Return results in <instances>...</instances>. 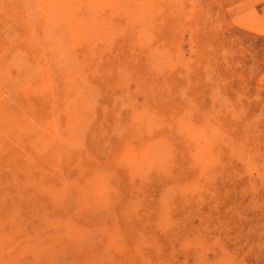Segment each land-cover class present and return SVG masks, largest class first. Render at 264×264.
<instances>
[{
  "label": "rangeland",
  "instance_id": "1",
  "mask_svg": "<svg viewBox=\"0 0 264 264\" xmlns=\"http://www.w3.org/2000/svg\"><path fill=\"white\" fill-rule=\"evenodd\" d=\"M26 1L0 0V264H264V0Z\"/></svg>",
  "mask_w": 264,
  "mask_h": 264
},
{
  "label": "bare ground",
  "instance_id": "2",
  "mask_svg": "<svg viewBox=\"0 0 264 264\" xmlns=\"http://www.w3.org/2000/svg\"><path fill=\"white\" fill-rule=\"evenodd\" d=\"M2 1V0H1ZM29 1V0H28ZM36 1V3L38 4V5H41V8H42V6H43V16L46 18V20H48L50 23H51V25H56V24H58L60 21H62L63 20V18L64 17H61V15H62V12L63 11H65V7H66V1L65 0H35ZM25 2H27L26 0H25ZM68 2V1H67ZM260 3H262L261 1H259V4ZM168 4V3H167ZM166 4V5H167ZM30 5V4H29ZM20 6V5H19ZM70 6V5H69ZM68 6V7H69ZM29 8H32V7H29ZM40 8V9H41ZM144 8V7H143ZM22 10H25V11H28V5L27 4H25L23 7H22ZM21 10V11H22ZM61 12V13H60ZM32 13V12H31ZM93 12H91V14H92ZM27 14V13H26ZM29 14V13H28ZM259 14V13H258ZM93 15V14H92ZM5 16H7L6 14H5ZM29 16V15H28ZM131 17V16H130ZM14 19V18H13ZM79 20V19H78ZM164 20V19H163ZM37 21V20H36ZM147 22V21H146ZM247 22H248V20H247ZM222 23V22H221ZM37 24V23H36ZM69 24H70V26L73 28V26L74 25H78L77 23H74V20H72V19H70L69 20ZM264 24V23H263ZM256 25V24H255ZM261 26V25H260ZM90 28V27H89ZM219 28V27H218ZM26 29V28H25ZM76 29H78V27L77 28H75V30ZM4 31V30H3ZM261 31H263L262 29H261ZM260 31V32H261ZM69 32V31H68ZM258 32V31H257ZM259 33V32H258ZM75 34H79L78 33V31L75 33ZM47 36V35H46ZM175 36V35H174ZM11 37V36H10ZM14 37V36H13ZM52 37V36H51ZM89 37V36H88ZM36 39H37V37H36ZM140 39H141V37H140ZM139 39V40H140ZM39 40H40V38H39ZM54 41H57V42H59L58 41V39L56 38V39H53ZM91 40V39H90ZM41 41V40H40ZM92 41V40H91ZM140 41H142V40H140ZM139 41V42H140ZM35 42V41H34ZM84 43H85V41H83ZM143 42V41H142ZM41 43V42H40ZM40 43H39V45H40ZM78 43V42H77ZM96 43V42H95ZM89 44V43H88ZM91 45V44H90ZM24 46V45H23ZM29 46V45H28ZM44 46V45H43ZM73 47H74V45H73ZM136 47V46H135ZM7 48V47H6ZM42 48V47H41ZM10 49V48H9ZM16 50V49H15ZM19 50V49H18ZM18 50H16V51H18ZM12 51V50H11ZM93 51V50H92ZM44 54V53H43ZM45 55V54H44ZM133 55V54H132ZM131 55V56H132ZM147 56V55H146ZM21 57H22V55H21ZM40 57H41V54H40ZM44 57H46V56H44ZM53 57V56H52ZM78 57V56H77ZM156 57V56H155ZM15 58V57H14ZM2 59V58H1ZM41 59V58H40ZM46 59V58H45ZM56 59V58H55ZM39 60V59H38ZM60 60V59H59ZM40 61V60H39ZM5 62V61H4ZM11 62H13L12 60L10 61H8V62H6V65H11ZM47 62V61H46ZM59 62V61H58ZM14 63V62H13ZM17 63V62H16ZM44 63V62H43ZM84 63V62H83ZM47 64V63H46ZM97 64V63H96ZM0 65H2V64H0ZM20 65V64H19ZM86 65V64H85ZM24 66H27V65H24ZM44 66V65H43ZM48 66V65H47ZM61 67H63V66H61ZM35 68V67H34ZM42 68V67H41ZM57 68V67H56ZM1 69V68H0ZM47 69V68H46ZM58 69V68H57ZM70 69V68H69ZM99 69V68H98ZM28 70V69H27ZM40 71H42V70H40ZM9 73V72H8ZM50 75L52 76V74L50 73ZM65 75V74H64ZM13 76V75H12ZM28 76V75H27ZM44 77V76H43ZM50 83V82H49ZM53 83V82H52ZM27 84H29V87H31V84L30 83H27ZM27 84H26V86H27ZM123 84H125V83H123ZM169 84V83H168ZM22 87V86H21ZM25 87V86H24ZM16 88V87H15ZM23 88V87H22ZM1 90H2V88H1V85H0V92H1ZM48 91H50V89L48 90ZM52 93V92H51ZM60 93V92H59ZM56 94V93H55ZM54 94V95H55ZM42 95V94H41ZM10 96V95H9ZM79 97V96H78ZM10 98V97H9ZM86 98V97H85ZM8 99V98H7ZM4 101V100H3ZM6 101V100H5ZM92 101V100H91ZM95 101V100H94ZM90 102V101H89ZM12 103V102H11ZM93 103V102H92ZM94 104V103H93ZM7 106V105H6ZM228 106V105H227ZM238 106V105H237ZM11 107V106H10ZM24 107V106H23ZM57 108V107H56ZM155 110V109H154ZM54 111V110H53ZM58 111V110H57ZM83 111V110H82ZM53 113V112H52ZM73 113V112H72ZM168 113H170V112H168ZM75 117L76 116H74V115H72L71 116V118H72V120H74L75 119ZM11 119V117H10V115L9 114H7V111H6V108L0 103V124H2V122H3V120H5V119ZM151 119V118H150ZM159 119V118H158ZM21 120V119H20ZM149 120V119H148ZM240 120V119H239ZM54 121V120H53ZM55 122V121H54ZM19 123H22L21 124V129H26V130H28V129H30V125L28 124V122H20L19 121ZM18 123V124H19ZM43 125V124H42ZM56 125V124H55ZM138 125V124H137ZM57 126V125H56ZM214 126H216V125H214ZM144 127V126H143ZM210 127V126H209ZM55 128H57V127H54V129ZM59 128V127H58ZM5 129V128H4ZM94 129V128H93ZM214 129V128H213ZM51 130V129H50ZM52 131V130H51ZM147 131V130H146ZM43 132V131H42ZM225 135V134H224ZM55 136H56V134H55ZM59 136V135H58ZM57 136V137H58ZM139 136V135H138ZM60 137V136H59ZM172 139V138H171ZM23 140V139H22ZM173 140V139H172ZM80 143V142H79ZM61 144H62V142H61ZM65 144V143H64ZM64 144H62V145H64ZM112 144V143H111ZM226 144V143H225ZM12 147V146H11ZM58 147H59V145H58ZM76 147V146H75ZM210 147V146H209ZM73 149V148H72ZM2 150V149H1ZM76 150V149H75ZM85 150V149H84ZM196 150V149H195ZM211 150V149H210ZM87 151V150H86ZM77 152V151H76ZM78 153V152H77ZM160 154V153H159ZM93 157V156H92ZM21 159V158H20ZM52 159V158H51ZM17 160V159H16ZM89 160V159H88ZM93 160V159H92ZM125 160V159H124ZM171 160V159H170ZM198 160V159H197ZM70 161V160H69ZM96 161V160H95ZM164 161V160H163ZM162 162V161H161ZM160 162V163H161ZM176 162H178V161H176ZM31 163V162H30ZM34 164V163H33ZM44 164V163H43ZM35 165V164H34ZM90 165V164H89ZM28 166V165H27ZM83 166V165H82ZM35 167V166H34ZM39 167V166H38ZM87 167V166H86ZM42 168V167H41ZM246 168V167H245ZM22 169V168H21ZM80 169V168H79ZM235 169V168H234ZM28 170V169H27ZM236 170V169H235ZM165 172V171H164ZM105 176V175H104ZM96 180V179H95ZM104 180H105V178H104ZM107 181H109V180H107ZM58 182V181H57ZM94 184H95V182H94ZM130 185V184H129ZM94 186V185H93ZM104 186V185H103ZM120 186V185H119ZM121 187V186H120ZM123 187V186H122ZM128 187V186H127ZM81 188V187H80ZM125 188V187H124ZM108 189V188H107ZM85 190V189H84ZM141 191V190H140ZM149 191V190H148ZM32 192H33V190H32ZM31 192V193H32ZM180 192V191H179ZM80 194H82V193H80ZM57 195V194H56ZM78 195V194H77ZM85 195V194H84ZM163 196V195H162ZM165 196V195H164ZM260 196H262V194L260 195ZM190 200V199H189ZM16 201V200H15ZM168 201V200H167ZM175 202V201H174ZM186 205H187V203H186ZM196 206V205H195ZM232 206V205H231ZM90 207V206H89ZM107 207V206H106ZM91 208V207H90ZM122 208V207H121ZM200 208V207H199ZM170 209V208H169ZM193 209V208H192ZM90 211V210H89ZM139 212V211H138ZM38 213V212H37ZM84 214V213H83ZM197 214V213H196ZM171 215V214H170ZM206 217V216H205ZM219 218V217H218ZM160 222H162V221H160ZM62 223V222H61ZM163 223V222H162ZM161 223V224H162ZM80 226V225H79ZM108 228V227H107ZM203 244V243H202ZM219 247V246H218ZM222 247V246H221ZM183 251V250H182ZM198 252V251H197ZM238 253V252H237ZM198 257V256H197ZM89 264V263H88Z\"/></svg>",
  "mask_w": 264,
  "mask_h": 264
}]
</instances>
